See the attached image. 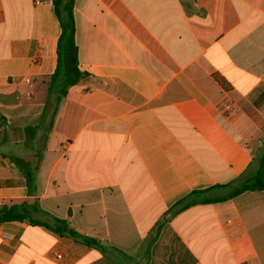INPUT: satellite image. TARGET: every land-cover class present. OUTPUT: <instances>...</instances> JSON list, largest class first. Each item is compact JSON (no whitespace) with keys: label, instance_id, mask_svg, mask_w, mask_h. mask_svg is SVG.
Segmentation results:
<instances>
[{"label":"crops","instance_id":"crops-1","mask_svg":"<svg viewBox=\"0 0 264 264\" xmlns=\"http://www.w3.org/2000/svg\"><path fill=\"white\" fill-rule=\"evenodd\" d=\"M53 1L0 0V207L103 248L5 222L0 264H264V191L173 214L264 143V0H75L84 76L60 102Z\"/></svg>","mask_w":264,"mask_h":264},{"label":"trees","instance_id":"trees-1","mask_svg":"<svg viewBox=\"0 0 264 264\" xmlns=\"http://www.w3.org/2000/svg\"><path fill=\"white\" fill-rule=\"evenodd\" d=\"M53 4L61 24L62 32L57 44V68L51 76L48 89L49 92H52L54 87H60L58 95V102H60L67 95L68 89L77 84L84 76V73L79 69V50L76 44V23L74 16L75 0H54ZM26 175L29 176L28 174ZM221 189L226 191L225 196L219 198H210L208 196L211 191ZM246 191H264V143L253 155L252 162L247 171L236 182L206 190L194 191L173 207V214L197 204L229 200ZM32 211L43 212L38 202H35L33 205L24 203L2 206L0 207V223L21 222L29 219L32 225L44 226L61 237H70L88 247L103 248L100 241L80 234L67 221L49 215L51 222H43L33 219L31 216Z\"/></svg>","mask_w":264,"mask_h":264},{"label":"built area","instance_id":"built-area-1","mask_svg":"<svg viewBox=\"0 0 264 264\" xmlns=\"http://www.w3.org/2000/svg\"><path fill=\"white\" fill-rule=\"evenodd\" d=\"M26 81H27V82H30V80H29V79H27ZM0 166H1V162H0Z\"/></svg>","mask_w":264,"mask_h":264},{"label":"water","instance_id":"water-1","mask_svg":"<svg viewBox=\"0 0 264 264\" xmlns=\"http://www.w3.org/2000/svg\"><path fill=\"white\" fill-rule=\"evenodd\" d=\"M263 144V142L261 143V145Z\"/></svg>","mask_w":264,"mask_h":264}]
</instances>
